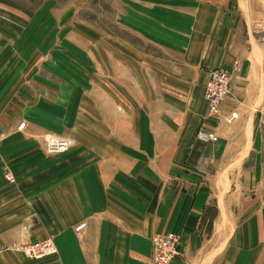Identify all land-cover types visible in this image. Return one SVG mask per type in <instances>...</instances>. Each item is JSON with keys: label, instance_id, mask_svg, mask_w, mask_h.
<instances>
[{"label": "crops", "instance_id": "1", "mask_svg": "<svg viewBox=\"0 0 264 264\" xmlns=\"http://www.w3.org/2000/svg\"><path fill=\"white\" fill-rule=\"evenodd\" d=\"M132 1L150 51L99 41L98 74L46 72L26 35L0 37V264H152L150 238L172 232L171 264H264V0ZM50 135L68 150L48 154ZM46 239L44 260L19 251Z\"/></svg>", "mask_w": 264, "mask_h": 264}, {"label": "rangeland", "instance_id": "2", "mask_svg": "<svg viewBox=\"0 0 264 264\" xmlns=\"http://www.w3.org/2000/svg\"><path fill=\"white\" fill-rule=\"evenodd\" d=\"M132 3V0H0V37L19 42L26 35L29 57L40 59L38 66L46 72L71 71L77 77L98 74L99 41L108 45L109 54H115L116 40L149 50L129 27ZM57 59L60 67L54 65L51 69ZM179 241L180 254V236ZM151 252L153 256L152 246Z\"/></svg>", "mask_w": 264, "mask_h": 264}, {"label": "built area", "instance_id": "3", "mask_svg": "<svg viewBox=\"0 0 264 264\" xmlns=\"http://www.w3.org/2000/svg\"><path fill=\"white\" fill-rule=\"evenodd\" d=\"M260 34L264 35V25L260 26ZM264 45V39L262 38ZM264 75V72H263ZM210 79L206 83L203 91V99L205 100L207 114L212 119H219L221 117L220 104L224 100L225 95L229 91L230 77L229 74L223 69H215L210 75ZM25 127L24 123L16 127L17 131H22ZM198 140L203 143L215 142L216 137L209 135L205 132L199 131ZM69 148V144L65 139L55 136H49L45 140V151L48 154H63ZM4 179L7 183H14V177L10 173H4ZM85 228L84 224H80L75 228V232L80 234ZM151 246L153 251L152 263L153 264H170L171 261L179 254L180 241L179 236L175 233H165L155 235L151 238ZM53 245L48 243H33L25 244L22 248V254L31 260L42 259L44 256L52 253Z\"/></svg>", "mask_w": 264, "mask_h": 264}, {"label": "bare ground", "instance_id": "4", "mask_svg": "<svg viewBox=\"0 0 264 264\" xmlns=\"http://www.w3.org/2000/svg\"><path fill=\"white\" fill-rule=\"evenodd\" d=\"M264 76V75H263ZM210 77V76H209ZM210 79V78H209ZM209 79H208V81H209ZM207 81V82H208ZM206 82V83H207ZM205 86H206V84H205ZM205 88V87H204ZM229 90V89H228ZM229 94V91L227 92V94L225 95V97L227 96ZM205 101V100H204ZM223 102V101H222ZM221 102V103H222ZM235 118V115H231V117H230V119H234ZM213 136V135H212ZM196 137L198 138V134L196 135ZM215 137V136H214ZM216 141H217V138H216ZM215 141V142H216ZM211 143H213V142H211ZM80 224H84V223H80ZM79 224V225H80ZM79 225H77L76 227H78ZM85 225V224H84ZM75 227V228H76ZM75 228H74V233L77 235V233L75 232ZM85 229V228H84ZM83 229V230H84ZM82 230V231H83ZM79 235V234H78ZM42 242H44V243H48L49 245H53V243L51 242V240H49V239H46V240H43V241H41V242H38V243H42ZM25 246V244L24 245H22L21 247H20V249H19V251H20V253L22 252V248ZM53 247H54V245H53ZM52 249V253H50V254H48V255H46V256H44L42 259H45V258H47V257H50V256H52V255H54L55 254V252H56V250H55V247L54 248H51ZM22 254V253H21ZM23 255V254H22ZM23 257L24 258H26L24 255H23ZM27 259V258H26ZM28 260H31V259H28ZM38 260H41V259H38Z\"/></svg>", "mask_w": 264, "mask_h": 264}]
</instances>
